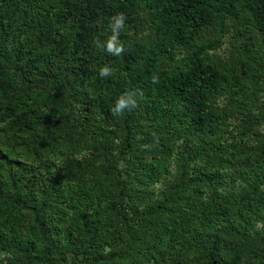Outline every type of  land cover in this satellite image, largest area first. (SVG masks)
Returning a JSON list of instances; mask_svg holds the SVG:
<instances>
[{"label":"trees","instance_id":"1","mask_svg":"<svg viewBox=\"0 0 264 264\" xmlns=\"http://www.w3.org/2000/svg\"><path fill=\"white\" fill-rule=\"evenodd\" d=\"M0 264H264V0H0Z\"/></svg>","mask_w":264,"mask_h":264},{"label":"clouds","instance_id":"2","mask_svg":"<svg viewBox=\"0 0 264 264\" xmlns=\"http://www.w3.org/2000/svg\"><path fill=\"white\" fill-rule=\"evenodd\" d=\"M127 17L124 13H118L117 15L113 16L110 20V28L112 35L107 38V40L101 44L98 40L95 41L96 46L98 48H102L107 53L113 56H120L124 51L123 43L118 39V33L125 27V21ZM112 69L108 66H104L99 70V75L101 77H108L112 75ZM153 83H158V78L153 77ZM137 95L136 92L125 93L121 95L112 109L113 115L119 116L122 115L125 110H130L137 106V101L134 98Z\"/></svg>","mask_w":264,"mask_h":264}]
</instances>
